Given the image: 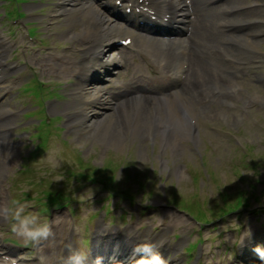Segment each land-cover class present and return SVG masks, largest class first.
Here are the masks:
<instances>
[{
  "label": "rangeland",
  "instance_id": "374dc122",
  "mask_svg": "<svg viewBox=\"0 0 264 264\" xmlns=\"http://www.w3.org/2000/svg\"><path fill=\"white\" fill-rule=\"evenodd\" d=\"M4 1L5 2H0V10L3 6L9 8L14 7V5L6 3L10 0ZM58 1L59 0H43L39 3L38 0H34L33 5H36L35 9L42 10V12L48 15L58 9L56 4H53ZM252 1L254 0H237V3L246 5ZM257 13H260L258 16H264V7L260 8V10H253V12L246 14V16L242 18H247L248 16L252 17L257 15ZM80 17L78 21L81 22L88 19L84 15ZM45 22H48V18ZM88 22L89 25H91L92 19H88ZM32 25L34 27V32L37 33V31H40L38 30L40 23L37 24L36 21H33ZM72 26L73 28L70 25H66L63 19L57 26L52 27L54 29H59L58 35L52 38V41L56 42L59 46L64 44L71 45L72 42L74 43V40L67 39L63 35H65L67 31H75L76 34L80 33V28L84 26H80L79 23H73ZM261 28L264 30V27L259 26H253L249 28V30L250 32H256ZM4 29L7 30L9 35L6 39V47L12 49V46L9 45L8 42L10 38L15 36V33L11 30L9 25L5 24ZM21 34H19L20 37ZM216 44H219L218 40L211 46H215ZM73 45L76 46V44ZM208 47H210V45ZM255 48L264 49V38H261L260 41H256ZM200 50L203 53L204 47L200 48ZM78 57L81 58V55H78ZM159 59L160 58H157V60ZM253 59H260L261 62L254 63L251 61ZM245 60H248L249 63L241 65L231 71L232 77H239L236 82L242 81L246 86L240 90L241 94H239L238 98L229 100L221 98L217 104L213 105L194 102L203 94L210 92L213 86H221L222 84H226V81L229 82L228 79L224 80V82L222 80H216L213 85H209L198 95L195 93L190 99L184 98L185 103L188 104L192 102L194 107L191 111L196 112L199 122V134L197 136L199 143L196 147L201 148L204 154L203 158L208 168L207 174L209 178H203L201 174L200 165L194 153V147L188 143L186 137L187 126L184 128L183 132L185 133L180 137V140H176V134L173 136V132L171 141H168L167 138L164 139L166 143L161 142V139L156 135L158 139L156 140L157 144L154 145V148H152V143L147 139L149 126H143L141 127L140 133L134 137L129 151H127L126 142L128 138H131L130 134H125L123 143L118 146L113 144L106 145V141L102 138V135L101 137L99 136L103 134L102 131L99 132V129H103L108 124L101 116L96 117L100 121V124L91 126L92 132L78 141V144L83 145V149L86 148L84 151H82V149L78 151L83 155L82 159H84V156H88L90 160L95 161L96 167H101L105 170L104 172H96L95 169H92L90 173L101 176L110 175L112 181L107 185V190L118 188L119 185L123 183L126 176L132 177L134 181L132 182V187L135 188V191L140 192L138 199L141 201L151 199L153 201L154 204L152 205L153 207H150V210L154 212V217L150 219L152 221L154 220L156 223L161 218H167L171 227H185L190 233V230L192 232V225L188 223L185 215L177 210L175 204H181L182 206L179 205V207L181 209L185 208L183 212L189 213L190 211L196 210L201 213L200 207H202L206 200L204 205L209 206L211 208L210 211L213 213L212 215L208 214V216L214 221L204 227V237L221 232L224 234V240H233L234 237L231 225H233V227L237 225L240 228L241 236L251 229L260 228L259 226L262 225L264 221L262 213L263 207H257L256 203L253 201V197L260 195V198H262L261 201L264 203V107L254 103L252 97L261 96L260 99L264 103V55L254 54L251 59L248 55L245 57ZM123 61L134 83L138 87H142L139 93L143 91V89L147 90L151 88L150 86L154 81H159L148 80L147 77H154L151 71L155 69V67L138 54L127 51L123 55ZM34 67L37 68V70L39 68L38 65H34ZM226 70L228 71V68H226ZM38 73L40 79L50 80L53 82L54 86L59 83V80L63 82L69 77L73 78L72 75H69V70H67V75L64 78H62V76L59 78V76H57L58 72L52 71L51 69L47 71L39 69ZM240 77H242L241 80ZM28 79L29 78L22 79L18 85L26 83ZM223 86L224 85L221 87ZM24 104V93H20L19 95L15 94L6 99V105H8L7 107L9 109H19L20 106H24ZM54 105L59 108V104ZM130 105L131 104L128 103V108L124 109L126 111L127 121L134 107V104ZM205 106L208 108H204ZM30 107H33V105ZM34 107V111L41 109V106L37 103H35ZM188 108L187 106V109ZM148 110L150 111V108H148ZM48 111L52 114L55 113L52 109H48ZM25 112H29V109H26ZM121 114L122 112L119 116ZM222 114L226 117L224 122L218 119V116ZM36 116L40 119H45L42 113H37ZM20 118H22V113L17 114L14 119L16 121ZM104 118L107 119L108 117ZM112 124L114 128L117 127L116 121L112 122ZM54 126L56 127L55 124ZM213 128H217L218 130H214ZM223 128L224 131H230L232 133L237 132L238 143H235L231 137L221 132ZM94 133L97 137L93 136ZM4 137L7 140V144L5 143L4 146L0 145V154L3 155V160L5 161L3 166L2 164L0 165V183L4 184L5 179H7L14 169L20 165L23 158L24 162L48 161L53 164L55 163V158H57V156H54L56 153L52 154V152L48 150L50 145L46 149H38L36 153L29 158L28 152L33 146H28L25 149L24 146H22L21 150L13 151L10 145L13 144L15 139L14 132L4 134ZM168 137H170V134ZM207 137H211L214 141V145L218 147L216 152H212L210 148L206 146L205 142ZM242 144L245 145V149H243ZM248 149L250 152H247ZM66 150L69 151V156L72 158V151ZM159 150H162V153L159 152ZM159 154H162L165 165L171 167V176L164 186L165 190L168 188L173 198L174 203L170 205H165L160 201L158 187H160L162 171L156 168V158ZM59 158L60 156H58V160ZM76 164L87 165L85 160L82 163L78 162ZM84 174L85 173L80 175V177L71 176L68 180V184L75 187L73 193H76L78 196L88 195L93 189V187H86L85 184L88 179ZM92 174L87 172V176H91ZM242 176H245V178H242ZM25 178L23 174L16 175L14 182L15 187L26 186L29 183L36 184L32 175L29 177V182H26ZM249 188L252 190H249ZM203 190L205 195L203 194ZM244 190H246V192H243ZM106 194L107 193L104 195ZM225 194H228V199L232 202H234L236 196H245V200L250 203V206L242 210L240 215L238 213H231L229 216L221 218L220 211L223 207L222 197L223 195L226 196ZM111 201L112 197H110V202ZM4 202L5 195L3 191L2 205ZM225 204L226 202L224 201V206ZM131 207L132 205L124 202L122 208L129 211ZM246 220L247 224H245ZM214 225L219 226L215 231H213ZM211 230L212 232L210 234ZM244 230L245 232L243 233Z\"/></svg>",
  "mask_w": 264,
  "mask_h": 264
},
{
  "label": "bare ground",
  "instance_id": "6f19581e",
  "mask_svg": "<svg viewBox=\"0 0 264 264\" xmlns=\"http://www.w3.org/2000/svg\"><path fill=\"white\" fill-rule=\"evenodd\" d=\"M69 2V6H66L65 8H63L61 11H65V17L64 20L66 21H73L76 17L79 18L80 15H84L85 17H87L88 19H92V20H99L101 22H103V26L102 27H106L108 26L109 28H106L108 30V35H106L107 37L109 36V32L111 31H116V34H121V33H130V29L128 27H122L123 24L121 23H117L114 24L113 21V15L112 13L107 10L104 6V4L102 3L101 0H62V2ZM194 1V8L199 10V16L198 19L203 20V19H210V21H217V19L222 16L223 14V9H220L221 7H215V8H211L208 9L203 7V3L202 0H193ZM207 1V0H206ZM236 1L234 0V3ZM73 4H76V7H73ZM231 7H228V10ZM224 14H225V10H224ZM240 15V14H239ZM237 17H241V16H237ZM227 22H230V20H228ZM198 27L201 26H205V24L200 25L199 23H197ZM83 26H85L84 32L81 36H84L85 34H89V36L85 37L84 40H87L89 38H93L97 36V32L95 31V29L89 28L88 25V21H83ZM105 29V28H104ZM111 29V30H110ZM204 32L207 34V37L205 39H202L201 42L199 44H197V42L199 41L200 38V34L202 33L201 31H196L194 33L193 39H192V46H191V50H192V57H191V63L193 65V71L191 72V75L189 77V80L187 82V84L180 89V91L176 92L174 94V97L169 99L167 102H160V104L162 105V111L164 112H169L170 117L172 118V132H173V136L176 134V140H180V137H182V135H184L185 132L184 128L185 126H187L189 124V122L187 121V106L189 108H191L192 102L190 103H185L184 102V98H188L190 99L193 94L197 93L199 94L201 91L204 90V88H206L208 85L212 84V80H213V76L210 73V64L208 63V59H210L207 55L206 52L202 53L200 50V47H204L208 45V44H213L215 42H217V40L219 41L220 39H223L225 41H230L232 39H234V36H226V35H221L219 33H211L208 32L207 28H204ZM66 38L71 37L70 32L65 33ZM243 37V36H241ZM116 38H118V36L111 38L110 40H115ZM197 44V45H196ZM156 51L159 55H162L163 58L167 59L170 62L173 63L172 61V57L174 55H177L178 51H175L176 48V43L173 44H156ZM231 48L233 49L232 45L230 44L228 46V49ZM97 49V48H95ZM90 52V50L87 51V53ZM176 52V53H175ZM188 59H190V56L188 54ZM214 61L218 60L217 58H211ZM219 61V60H218ZM213 66L217 67V73L216 76L220 79V80H232L231 76L226 77V75L224 74V70H226L227 64L224 61L219 62H213ZM69 68V67H68ZM225 68V69H224ZM230 68V67H229ZM231 69V68H230ZM201 75L203 78V82L200 83L198 82L197 79V75ZM0 79L5 80L4 82H2L3 84H5L6 82H8L6 85L11 84V78H7L5 73L3 71L0 70ZM2 83H0V89H2ZM7 87V86H6ZM5 87V88H6ZM4 88V89H5ZM147 97H150V99H152L154 96L151 95H147L145 93H143L140 96H132L130 98V101L128 100H124L122 102H120L119 105H117L116 107H114V110L112 112V114L108 113L107 117L108 119L105 120L108 124L102 129L103 134H100L99 136L105 139V144L106 145H121L124 141V137L125 134L128 132H131V135L135 134L136 132L139 131V126L140 129L142 127V125H147L149 123L150 117H151V109L150 111L148 110L149 106L147 105ZM181 97V98H179ZM128 103H130L131 105L134 104V106H137V108L141 107V114H140V118L138 120V125L139 126H135L133 128H130L128 123L129 121H127L126 117H125V110L122 111V109H126L128 108ZM130 105V106H131ZM106 107H104L105 109ZM134 108V107H133ZM204 108H208L207 106H205ZM107 109V108H106ZM123 112L120 116L119 114ZM186 116H185V114ZM85 116V115H84ZM84 116H81V118L85 119ZM115 117L116 120V124L117 127L114 128L112 122H111V118ZM86 117V116H85ZM119 117V119H118ZM5 126V125H4ZM161 135V139L163 140L162 134L160 132ZM178 135V137H177ZM93 136L97 137L95 135V133L93 134ZM109 142V143H108ZM5 144V140L0 138V145L4 146ZM174 144V142H173ZM4 160H3V155L0 154V165L2 164V166L4 165ZM254 239V236H253ZM131 236L128 235L125 237V240L123 243H121L122 250L123 247L128 246L131 243ZM256 244V243H254ZM264 248V243L261 245H255L254 247H250V251L249 253H251V251L253 253L255 252H259L261 249ZM119 250V248H118ZM103 253L107 256V248L103 251ZM252 253V254H253Z\"/></svg>",
  "mask_w": 264,
  "mask_h": 264
},
{
  "label": "clouds",
  "instance_id": "9594fccd",
  "mask_svg": "<svg viewBox=\"0 0 264 264\" xmlns=\"http://www.w3.org/2000/svg\"><path fill=\"white\" fill-rule=\"evenodd\" d=\"M63 178L57 176L56 182ZM31 206L21 199H11L7 203L0 205V219L10 221L11 231L20 238L25 246L38 245L41 241L47 240L53 235L51 225L46 221H41L40 216L29 211ZM134 236V233H128ZM165 241L158 244L143 241L133 247L132 256L129 258L130 264H169V259L158 250ZM69 255L66 257V264H85L87 256L80 252L72 251L71 245H67ZM94 264H100L97 257Z\"/></svg>",
  "mask_w": 264,
  "mask_h": 264
}]
</instances>
